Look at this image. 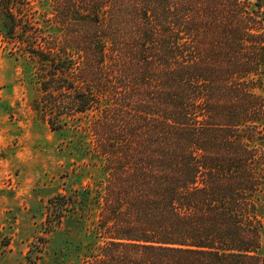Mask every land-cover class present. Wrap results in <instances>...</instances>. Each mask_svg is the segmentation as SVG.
Segmentation results:
<instances>
[{"label": "trees", "instance_id": "16d2710c", "mask_svg": "<svg viewBox=\"0 0 264 264\" xmlns=\"http://www.w3.org/2000/svg\"><path fill=\"white\" fill-rule=\"evenodd\" d=\"M21 1L0 0L10 34ZM51 2L41 113L56 131L100 112L108 176L102 243L78 264H264V0ZM74 193L52 198V230Z\"/></svg>", "mask_w": 264, "mask_h": 264}, {"label": "rangeland", "instance_id": "374dc122", "mask_svg": "<svg viewBox=\"0 0 264 264\" xmlns=\"http://www.w3.org/2000/svg\"><path fill=\"white\" fill-rule=\"evenodd\" d=\"M21 2L12 34L0 14V264H78L102 243L96 220L108 176L91 133L100 112L67 116L52 131L41 113L52 102V88L46 98L41 89L50 72L34 53L52 47V2ZM250 88L264 96V84ZM73 192L77 211L52 230V198ZM256 197L264 263V190Z\"/></svg>", "mask_w": 264, "mask_h": 264}]
</instances>
